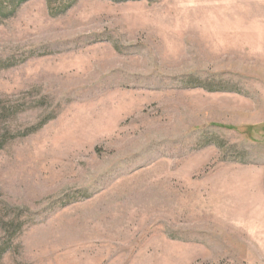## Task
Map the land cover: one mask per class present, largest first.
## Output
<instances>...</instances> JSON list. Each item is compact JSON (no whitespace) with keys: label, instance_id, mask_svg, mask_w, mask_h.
<instances>
[{"label":"rangeland","instance_id":"374dc122","mask_svg":"<svg viewBox=\"0 0 264 264\" xmlns=\"http://www.w3.org/2000/svg\"><path fill=\"white\" fill-rule=\"evenodd\" d=\"M0 264H264V0H0Z\"/></svg>","mask_w":264,"mask_h":264}]
</instances>
